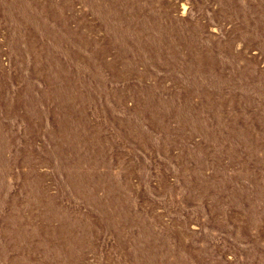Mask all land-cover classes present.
<instances>
[{"label": "rangeland", "instance_id": "1", "mask_svg": "<svg viewBox=\"0 0 264 264\" xmlns=\"http://www.w3.org/2000/svg\"><path fill=\"white\" fill-rule=\"evenodd\" d=\"M0 264H264V0H0Z\"/></svg>", "mask_w": 264, "mask_h": 264}]
</instances>
